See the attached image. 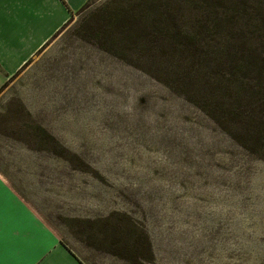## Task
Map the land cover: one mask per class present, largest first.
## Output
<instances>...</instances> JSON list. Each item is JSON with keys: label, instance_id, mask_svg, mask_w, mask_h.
<instances>
[{"label": "rangeland", "instance_id": "1", "mask_svg": "<svg viewBox=\"0 0 264 264\" xmlns=\"http://www.w3.org/2000/svg\"><path fill=\"white\" fill-rule=\"evenodd\" d=\"M90 1L1 88L0 168L87 264H264V114L250 131L244 113L264 85L223 92V25L205 19L234 5L258 37L264 0H160L214 46L190 51L151 3ZM126 3L146 22L104 14Z\"/></svg>", "mask_w": 264, "mask_h": 264}, {"label": "crops", "instance_id": "2", "mask_svg": "<svg viewBox=\"0 0 264 264\" xmlns=\"http://www.w3.org/2000/svg\"><path fill=\"white\" fill-rule=\"evenodd\" d=\"M88 0L32 5L0 3V90ZM1 166V165H0ZM2 168V166H1ZM0 168V264H87L37 213L14 178ZM13 183V184H12Z\"/></svg>", "mask_w": 264, "mask_h": 264}, {"label": "trees", "instance_id": "3", "mask_svg": "<svg viewBox=\"0 0 264 264\" xmlns=\"http://www.w3.org/2000/svg\"><path fill=\"white\" fill-rule=\"evenodd\" d=\"M130 1L134 3L135 5H137L138 7H142L144 5H148L151 3L152 7L147 12L148 18L150 20L148 24L152 25L154 23V20H151L150 18L159 17L161 20V23H160V26L158 27H162L163 30L161 31H164L166 33H168L169 31H172L173 33L175 32V37L172 39V42L176 40L177 45L178 47L181 48V50L186 49L190 51L193 45L200 46V45H204V43H206L209 47H214L212 44H209L207 40L201 38V36L204 35V30L200 27L199 29L195 27L190 30H183V32H179V26L177 23H174L172 26L169 27L167 24V21L170 16V11L162 9V6L159 5L160 0H130ZM179 1L184 2L187 5H190L200 0H179ZM90 2L91 1L88 0L86 5L82 8V10L79 13H82L84 10H86ZM111 2H118V0L105 1L101 6H99L95 10V12L104 11V8L108 7ZM118 3L124 4L123 0H119ZM128 3L122 6L121 10H117L114 12L109 11V12H105L104 14L109 13L110 19L115 20V21H118L121 19L122 20L133 19L136 16H138L139 19L145 20L146 22V19L144 17H141L142 15H144V11H139L136 9V7H132V5H129ZM233 8H235L234 12L237 13L238 10L233 5L231 7V13L224 14L223 17H221L219 12H212L211 14L205 16V19L207 21L211 20V27L214 28L215 30H218L220 26L223 25V47L221 49L222 53L220 54V57L218 58V63L220 65L219 66L218 64H215V65L223 69V92H230L229 85L224 82L225 77H228L229 79L233 78L235 81V84L238 86H241V82L245 81V79L255 80V82L257 83L256 85L257 87H259V89L251 88V90H255V91L250 96V98H254V97H257L258 91H263L260 89L264 85V34L258 37H254V38L252 37L246 38L245 36L240 35L242 25L240 26L236 25V21H235V24L231 22L233 21V18L238 19L242 17L235 13L232 14ZM95 12H93L92 14H96ZM171 16L173 17V14H171ZM256 23L261 25L260 27L261 30H264V20L258 19L256 20ZM164 29L169 30V31H165ZM237 35H240L241 38L236 39ZM120 43L121 41L114 42L115 45H119ZM246 90H249V89H246ZM244 113H245L246 121L247 122L252 121V122L251 124L248 123L247 129L244 128V126L243 127L240 126V127L242 129L251 131L250 129L251 125H255V129H256L257 114L259 113L264 114V110L259 112V111H256L255 108L252 106V107H249V109L244 110ZM260 119H262L261 124H259L260 131H261L260 133H261V136H263L264 135V115ZM148 248H149V251L152 252L151 244L149 241H148Z\"/></svg>", "mask_w": 264, "mask_h": 264}, {"label": "snow or ice", "instance_id": "4", "mask_svg": "<svg viewBox=\"0 0 264 264\" xmlns=\"http://www.w3.org/2000/svg\"><path fill=\"white\" fill-rule=\"evenodd\" d=\"M3 0H0V3H2ZM16 2H19L21 4H32V5H44V4H54V3H62L63 0H16ZM4 39V33L2 29H0V49H2ZM53 264H57V262H53Z\"/></svg>", "mask_w": 264, "mask_h": 264}]
</instances>
